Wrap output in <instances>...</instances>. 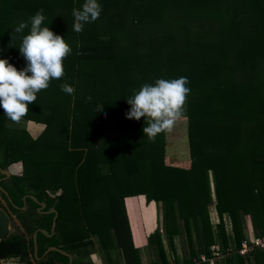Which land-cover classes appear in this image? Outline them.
<instances>
[{"label":"trees","instance_id":"1","mask_svg":"<svg viewBox=\"0 0 264 264\" xmlns=\"http://www.w3.org/2000/svg\"><path fill=\"white\" fill-rule=\"evenodd\" d=\"M83 2L0 0V58L25 67L18 47L30 25L21 37L13 29L39 9L43 26L72 48L63 78L39 92L22 118L45 125L36 137L18 140L14 132H28L8 127L0 109L3 165L23 167L2 195L30 235L28 245L20 233L0 239V259L25 261L30 252L41 264L68 263L57 251L44 254L55 246L77 253L72 264H84L97 243L105 264H141L125 207L136 196L161 209L147 236L153 264H193L209 245L226 251L249 231L264 234V0H98L99 19L76 33L72 10ZM181 76L190 88L188 155L167 158L165 133L155 142L143 136V118L125 117L126 98L145 83ZM63 83L75 94L62 92ZM28 193L37 201L27 198L29 207L20 211ZM71 203L81 218L80 211H64ZM55 213L53 234H43ZM61 214L70 219L64 230ZM182 236L188 252L179 259L175 239ZM221 264H264V249L226 255Z\"/></svg>","mask_w":264,"mask_h":264},{"label":"clouds","instance_id":"2","mask_svg":"<svg viewBox=\"0 0 264 264\" xmlns=\"http://www.w3.org/2000/svg\"><path fill=\"white\" fill-rule=\"evenodd\" d=\"M102 11L98 0H84L80 8L72 10L73 31L81 33L86 24L99 19ZM45 19L43 9H39L29 22H21L13 29L15 33H23L30 25V30L22 36L18 47L26 62L25 67L17 69L7 59L0 58V109L14 123H19L27 115L29 105L36 102L38 93L46 90L52 80L63 78V61L72 53L64 37L43 26ZM188 83V78L181 76L175 79L159 78L154 83L143 84L126 98L130 108L125 117L137 121L143 118V136L155 142L159 134L171 132L182 117L186 97L190 93ZM60 89L65 94H75V88L68 83L61 84ZM86 100L90 101L91 96ZM102 107L98 105L96 112L101 111Z\"/></svg>","mask_w":264,"mask_h":264},{"label":"rangeland","instance_id":"3","mask_svg":"<svg viewBox=\"0 0 264 264\" xmlns=\"http://www.w3.org/2000/svg\"><path fill=\"white\" fill-rule=\"evenodd\" d=\"M101 24V21H98V25ZM27 28H25L26 30ZM24 30V31H25ZM27 32V31H25ZM17 37H21L23 34L22 33H16ZM144 37V35H143ZM186 104L184 105V111H183V115L182 117L175 123L173 129L171 132L165 133V148H166V153H165V157L169 158V157H173V155H175L177 157V159L179 157H186L188 155V148H187V122H186ZM7 126L9 127H14L15 129H23L26 130L28 132V134L24 133L23 131H16V133L14 132V134L17 136V139L22 140L23 142H25L26 140H28V137H36L37 134H39V132H41L45 125L43 123H35L33 121H27L22 119L19 123H14L12 121H7ZM112 125L114 126V123H112ZM10 130L8 131V134H10ZM10 145V144H6ZM2 152H0L1 154ZM2 157V155H0ZM179 156V157H178ZM176 159L175 164H179L180 162ZM50 192H52L51 190H49ZM1 197V196H0ZM126 203H125V207H126V211H127V215L129 218V222L131 224L132 230H134L135 232H141V227L142 224L139 221V216H142L143 219V223H145V232H150V222L152 224L153 222V228L157 227L158 224V220H161V215H160V206H158L156 203L154 202H145V198L144 196H139V197H129L126 198ZM3 203L4 200H2ZM81 199H76L75 202L76 204H80L81 203ZM78 205H73V203L68 204L64 207V211L66 210L67 213L70 215L77 211H80V206ZM68 214L66 216H60L59 217V224H60V229L62 228L63 230L66 227H69L70 225V219ZM210 214H211V218L213 220H216L217 218L215 217V211L211 205L210 207ZM80 218L82 217V211H80ZM57 216V215H56ZM16 219V218H15ZM17 222V219H16ZM152 228V229H153ZM250 230V225L249 223L247 224V231ZM163 234V232L161 233ZM92 238V237H91ZM94 238V237H93ZM180 239V238H179ZM175 245H176V252H177V257L179 259H182L183 257L181 255H183L184 253L188 252V245H187V241L185 239L184 236H182L181 240H178L177 238L175 239ZM166 245V243H165ZM180 245H182L180 247ZM232 245V243H231ZM88 248H91V244L88 245ZM90 250H94V247H92ZM150 250H152L151 246H150ZM143 258L144 260H146V258L148 257L147 252L143 253ZM219 262V263H218ZM216 264H221V260H219ZM224 261H222L223 263ZM35 264H39L38 262H35ZM93 264H99L98 261H94Z\"/></svg>","mask_w":264,"mask_h":264},{"label":"crops","instance_id":"4","mask_svg":"<svg viewBox=\"0 0 264 264\" xmlns=\"http://www.w3.org/2000/svg\"><path fill=\"white\" fill-rule=\"evenodd\" d=\"M20 172V171H19ZM31 195V194H30ZM139 197V196H138ZM145 202H147L146 200H145ZM125 203H126V200H125ZM9 205V204H8ZM45 206V205H44ZM43 206V207H44ZM25 207V206H24ZM43 207H40L39 209H38V211L39 210H41V208H43ZM26 209H27V207H26ZM49 211V210H48ZM48 211H46V213H51V212H48ZM12 212H14L13 210H12ZM10 216H11V218H12V220H13V225L10 227V229H9V232H8V234H7V236H11L12 234H21L22 236H24V238H25V240H26V244L28 245V241H29V237H30V235L27 233V232H24V227H23V225H21L20 224V222H19V220L15 217V216H13L12 214H10ZM17 219V222H16V219ZM53 220V219H52ZM139 221L141 222V224H142V227H141V232H135L134 230H132L133 232H132V242H133V244H134V246L137 248V251H138V254H139V256H140V261H141V264H153V262H154V258H153V255H152V253H151V250H150V247H149V243H148V238H147V236H148V234L150 233V232H145V223H143L144 221H143V219H142V216H139ZM150 230L152 231V230H154L155 228H153V222H152V224H151V222H150ZM159 227V226H158ZM132 228V227H131ZM153 228V229H152ZM43 230V229H42ZM43 233V232H42ZM43 234H45V233H43ZM53 234V232L51 233H47L46 232V234L45 235H48V236H50V235H52ZM33 235H34V233H33ZM36 235H37V232H36ZM34 242V241H33ZM165 241H163V245L165 246V247H167V245H165ZM51 247V246H50ZM55 247V246H54ZM49 248V247H48ZM47 248V249H48ZM99 247H98V245H97V243L95 244L94 243V250L93 251H91L88 255H86L84 258H83V260L85 261V262H90V264H93L94 263V261H98L99 262V264H105V261L103 260V258H102V255H101V252H100V250L98 249ZM46 249V250H47ZM60 249V248H59ZM46 250H45V252H46ZM61 250H63V249H61ZM52 251H55V250H52ZM65 251V250H64ZM44 252V254H46V253H48V252H50V251H48V252H46L45 253ZM58 252V251H57ZM68 252V251H67ZM117 253H118V251H116ZM146 253L147 252V254H148V257L146 258V260H144V258H143V253ZM60 253V252H59ZM75 253V252H74ZM62 254V253H61ZM77 253H75V254H73V256H74V259L73 260H71V264H72V262L74 261V260H76L77 258H78V256L76 255ZM34 255V254H33ZM64 255V254H63ZM29 256V257H28ZM27 256V258L25 259V261H23L22 259H20L19 257H8V258H3V259H0V264H35V262H38V261H34V259L32 258V253H30L29 252V255ZM72 256V257H73ZM28 260H29V262H28ZM69 262V261H68ZM39 263V262H38ZM39 264H41V263H39ZM67 264V263H66Z\"/></svg>","mask_w":264,"mask_h":264},{"label":"built area","instance_id":"5","mask_svg":"<svg viewBox=\"0 0 264 264\" xmlns=\"http://www.w3.org/2000/svg\"><path fill=\"white\" fill-rule=\"evenodd\" d=\"M264 249V234L262 235H252L249 231L248 236L243 239L240 245L236 248L231 247L227 248L226 251H223L217 244L209 245L206 252L199 254L193 264H216L224 256L237 253L240 256H248L256 250Z\"/></svg>","mask_w":264,"mask_h":264},{"label":"flooded vegetation","instance_id":"6","mask_svg":"<svg viewBox=\"0 0 264 264\" xmlns=\"http://www.w3.org/2000/svg\"><path fill=\"white\" fill-rule=\"evenodd\" d=\"M2 161H3V157L0 156V196H1L0 197V206L3 207V209L6 212L9 213V215L12 214L13 216H15L17 218L16 213L15 212H12V210L8 206V203H7L6 199L3 197L2 193H5L6 195H8L7 191H5V189L3 187H5L7 189H11L12 185H14V183H15V179H14L15 178V175L22 174L23 173V167L21 166L19 169L18 168L17 169H14V168L11 169V168H9V165L8 166L7 165H3V162ZM6 168L10 172V175L9 176H6L5 174H3L1 172L2 169H6ZM18 171H20V172H18ZM30 196H33V195H30L28 193V194H26L22 198V200L24 201V205L20 207V209H21L20 211H23V210L26 209V207H29L28 206V202H27L28 201L27 198H32L33 200L37 201V199L34 196L33 197H30ZM2 200H4L5 203H3ZM8 201H11V198L8 197ZM39 203H40V206L37 208V210L41 207V203H43V202H39ZM39 211H42V208ZM69 254L71 255V257L73 256V254H71V253H69ZM73 259H74V256L72 257V260ZM84 264H90V263H87L86 262Z\"/></svg>","mask_w":264,"mask_h":264},{"label":"water","instance_id":"7","mask_svg":"<svg viewBox=\"0 0 264 264\" xmlns=\"http://www.w3.org/2000/svg\"><path fill=\"white\" fill-rule=\"evenodd\" d=\"M1 172L3 174H5L6 176H9L10 175V172L9 170L6 168V169H2ZM30 197H33V196H30ZM45 205V203H41V207H43ZM48 212H55V209L54 207H52ZM56 213L53 217V220H52V225H51V233L54 231V227L56 225ZM13 225V220L11 218V216L9 215L8 212H6L3 207L0 206V239H3L7 236L8 232H9V229L10 227ZM41 232L45 233L46 234V231L45 230H42L40 229ZM36 232H34V235H33V241H34V255L37 256V245H36ZM52 250H55V251H58L64 255H66L67 257H69V262L67 264H71V260H72V257L71 255L69 254V252L67 251H64V250H61L57 247H54V246H51L49 247L46 252L48 251H52ZM45 252V253H46Z\"/></svg>","mask_w":264,"mask_h":264}]
</instances>
